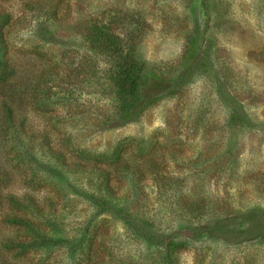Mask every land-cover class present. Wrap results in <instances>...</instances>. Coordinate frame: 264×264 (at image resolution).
I'll return each instance as SVG.
<instances>
[{"label":"rangeland","instance_id":"obj_1","mask_svg":"<svg viewBox=\"0 0 264 264\" xmlns=\"http://www.w3.org/2000/svg\"><path fill=\"white\" fill-rule=\"evenodd\" d=\"M56 1L62 22L54 26L34 5L55 0H0V12L11 16L5 34L19 80L34 81L61 62L72 71L84 47L70 27L114 8L145 18L138 46L143 60L160 69L179 67L168 85H146L169 86L176 94L126 126L101 124L111 110L108 98L82 88L72 104L46 112L21 108L31 131L49 134L57 148L70 139L66 143L78 148L110 153L127 142L113 187L147 225L130 219L137 236L102 216L97 229L107 237L97 238L98 257L105 264H161L163 245L176 241L185 245L170 264H264V0H208L195 14L193 0ZM188 35L200 41L199 53L183 69ZM10 173L4 195L59 201L67 236L79 235L92 215L87 201L67 200L52 184L32 190L17 171ZM46 177L54 180L53 172ZM8 214L2 211L0 219ZM80 261L82 252L70 257L58 250L49 262Z\"/></svg>","mask_w":264,"mask_h":264},{"label":"trees","instance_id":"obj_2","mask_svg":"<svg viewBox=\"0 0 264 264\" xmlns=\"http://www.w3.org/2000/svg\"><path fill=\"white\" fill-rule=\"evenodd\" d=\"M60 2L34 5V9L43 12L45 21L56 26L62 22L58 17ZM208 3L193 0L192 13H196L197 6L207 8ZM209 22L208 17L204 26ZM10 24L11 16L0 12V213L10 212L0 219V264H53L50 258L58 250H67L70 257L82 252V264H105L97 249V238L107 237L103 230L97 229L102 216L116 220L124 231L134 235L138 228L129 223L131 218L147 225L148 218L133 214L127 196L118 195L113 187V175L118 172L127 142L117 144L110 153L78 148L66 143L70 139L60 143L63 148H57L49 134L31 131L21 108L46 112L56 104H72L76 90L82 88L84 92L108 98L111 110L101 124L126 126L176 94L169 86L154 90L146 85L151 81L168 85L176 78L179 67L160 69L143 60L138 46L147 27L145 18L137 11L114 8L87 15L70 27L84 47V57L72 71L61 62L34 81L28 77L19 80L5 34ZM186 37L189 38L185 39L181 57L183 69H189L197 59L200 45L193 35ZM13 170L32 190L52 184L67 200L73 196L89 203L92 215L77 237L67 236L63 228L65 211L63 206L59 208V201L54 203L51 198L40 201L30 194L22 198L4 195ZM123 171L129 178V167L125 166ZM49 172H53L54 180L46 177ZM81 175L86 177L84 183L78 178ZM184 245L166 241L161 264H170Z\"/></svg>","mask_w":264,"mask_h":264}]
</instances>
